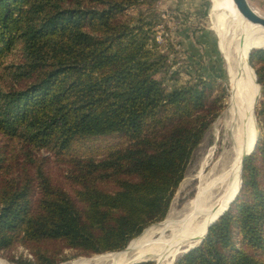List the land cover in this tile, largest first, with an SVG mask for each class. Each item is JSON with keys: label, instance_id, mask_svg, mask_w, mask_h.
Here are the masks:
<instances>
[{"label": "trees", "instance_id": "obj_1", "mask_svg": "<svg viewBox=\"0 0 264 264\" xmlns=\"http://www.w3.org/2000/svg\"><path fill=\"white\" fill-rule=\"evenodd\" d=\"M153 1L0 0V255L13 252L9 262L119 252L165 218L226 105L224 88L201 74L165 87L176 80L174 52L156 38ZM138 5L148 13L129 15ZM248 62L264 88V50ZM260 129L237 196L174 264H264ZM105 138L116 141L80 149Z\"/></svg>", "mask_w": 264, "mask_h": 264}, {"label": "bare ground", "instance_id": "obj_2", "mask_svg": "<svg viewBox=\"0 0 264 264\" xmlns=\"http://www.w3.org/2000/svg\"><path fill=\"white\" fill-rule=\"evenodd\" d=\"M215 2L218 11L230 13L222 19L217 10L212 11V28L227 64L228 101L213 124L212 145L198 160L192 198L178 211L169 212L163 221L147 227L129 242L126 250L65 264H126L141 258L155 264H172L177 256L198 243L209 223L232 201L239 186L241 159L252 148L258 131L254 102L259 92L245 59L248 51L264 48V30L243 20L231 0ZM0 264L8 263L0 259Z\"/></svg>", "mask_w": 264, "mask_h": 264}, {"label": "rangeland", "instance_id": "obj_3", "mask_svg": "<svg viewBox=\"0 0 264 264\" xmlns=\"http://www.w3.org/2000/svg\"><path fill=\"white\" fill-rule=\"evenodd\" d=\"M249 1L256 8H258L260 12L264 13V0H249ZM152 6L155 12H157L159 17L162 18L163 20L156 27V31H157L156 38L160 43L161 49L164 50V48L165 47L168 48L169 45L174 52L173 54L170 55V60L173 61L171 71L176 72L175 75L176 80L168 79L167 77H165L164 78L165 87L168 88L174 85H182L190 81L195 75L201 74L202 77L204 78L216 79L217 84L221 85L224 88L225 90L224 105H226L227 104L226 102L228 101V91H229L227 64L223 59L221 52L218 49V40L212 28V24H213L212 11L217 10L216 9L217 4L215 0H202L201 5L197 6V8L195 7H188L185 9L183 8L182 11L175 9V6H173V3H171L170 0H154L152 2ZM138 11H145L144 13H148V11H146V6L138 5L133 9H130L128 11V14L131 16H135ZM217 15L218 17L224 19V18H228L230 13L229 11L226 10H222V11L217 10ZM232 24H235V21H232ZM252 50H264V49H252ZM250 68L254 71L251 65ZM158 77L161 78L163 76L159 75ZM258 92H259L258 93L259 96L255 105L254 114L257 122V129L259 131V136H260V133L262 132V130L260 129V124L262 121L264 122V114L263 116H258L259 111L261 110L264 111V88H262L260 85L258 88ZM220 114L212 122V124L204 134L202 141L193 151L191 159L184 172V176L180 181L172 197L165 218L167 217L169 212L178 211L187 200L192 198L196 184V181L193 179V176L198 170V160L200 159L201 155H203L213 143L214 140L213 124L219 118ZM114 141H116L114 138L91 140L86 142L85 146H83V148L80 149L88 151V149L90 148L92 149L96 147H102L106 144L114 143ZM58 173L59 172H57V170L55 169L53 176L56 178V176L59 175ZM157 223H153L151 225H155ZM126 248L127 246L123 250H125ZM16 252L19 254L22 252V249L19 248L16 250ZM23 253L25 254V252ZM11 254H13V252L8 254H1L0 259H3L8 264H14L6 259L7 256ZM69 254L72 255L71 253ZM181 255L183 254L177 256L175 261ZM93 256L73 257L61 264L69 263L71 261L73 262L79 259L91 258ZM153 264H155V262H153Z\"/></svg>", "mask_w": 264, "mask_h": 264}, {"label": "water", "instance_id": "obj_4", "mask_svg": "<svg viewBox=\"0 0 264 264\" xmlns=\"http://www.w3.org/2000/svg\"><path fill=\"white\" fill-rule=\"evenodd\" d=\"M232 2V5L233 7L235 8L236 12L240 15V17L245 20L246 22H248L249 24L251 25H254V26H258L260 27L261 29L264 30V16L261 15L260 13H258L251 5L250 3L248 2V0H231ZM256 49H264V48H256ZM251 51V50H250ZM250 51H248L247 55H246V64L250 67L249 63H248V56H249V53ZM251 69V68H250ZM252 70V69H251ZM253 71V70H252ZM253 75H254V81H255V84L257 85V87L259 88V84L257 83V80H256V77H255V73L253 71ZM259 96V95H258ZM258 99V97H257ZM257 99H255V102H254V109H255V105H256V102H257ZM258 130V129H257ZM259 138V131H257V136H256V139L254 140L253 142V145H252V148L242 157L241 159V165H240V174H239V186H238V189H237V192L236 194L234 195L232 201L230 202V204L233 202V200L235 199V197L237 196L238 194V191H239V188H240V184H241V179H240V176H241V169H242V164L244 162V160L246 159V157L254 150L255 146H256V143H257V140ZM229 204V205H230ZM228 205V206H229ZM228 208V207H227ZM226 208V210H227ZM225 210V211H226ZM224 211V212H225ZM222 212L215 220H213L212 222L209 223V225L207 226L206 228V231H205V234L203 235V237L201 238V240L199 241V243L197 245H199L202 240L205 238L207 232H208V229L209 227L216 221L218 220L222 214L224 213ZM197 245L193 246V247H190L188 249H186L183 253L181 254H185L187 253L189 250H191L192 248L196 247ZM126 250V249H125ZM124 250H121L119 252H122ZM147 261H151V262H154L153 260L151 259H148V258H141V259H138V260H134V261H131V262H127L126 264H137L139 262H147ZM175 261V260H174ZM174 261L172 262V264H174Z\"/></svg>", "mask_w": 264, "mask_h": 264}, {"label": "crops", "instance_id": "obj_5", "mask_svg": "<svg viewBox=\"0 0 264 264\" xmlns=\"http://www.w3.org/2000/svg\"><path fill=\"white\" fill-rule=\"evenodd\" d=\"M171 3H173V6H175V9L182 11L183 8H188V7H195L197 8V6L201 5V1L202 0H170ZM248 2L250 3V5L261 15L264 16V13L260 12V10H258V8H256L249 0Z\"/></svg>", "mask_w": 264, "mask_h": 264}]
</instances>
